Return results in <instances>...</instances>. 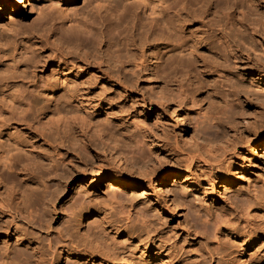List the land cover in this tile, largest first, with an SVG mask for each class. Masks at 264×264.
I'll return each instance as SVG.
<instances>
[{"label":"rangeland","instance_id":"1","mask_svg":"<svg viewBox=\"0 0 264 264\" xmlns=\"http://www.w3.org/2000/svg\"><path fill=\"white\" fill-rule=\"evenodd\" d=\"M16 1L0 0V100H10L15 96L16 90L23 88L31 93L36 108L49 107L52 110L58 106L65 110L83 112L82 104H85L86 99H83L77 85L82 82L88 88L90 106L94 111H102L97 117L111 126L119 125L131 137L132 143H139L143 159L138 168L144 169L148 175L145 181H150L156 192L158 187L154 179L160 165L185 158L187 153L203 146L201 140L193 139L192 124L197 126L201 135L208 137L217 126L227 125L232 119L235 125L233 129H237L239 133L236 135L241 137L247 132L243 121H248L254 113L264 118V26L261 23L264 22V0H255L258 4L256 18L260 24L253 29L247 27L243 33L245 46L238 45L223 50L220 35L215 32L207 41L208 52H195L204 57L208 67H212L205 72L204 77L205 92L208 95L205 97L203 91H192V99L182 101L179 116L187 131L181 135V128L174 125L175 114L171 109L176 108L175 101H169L168 96L156 94L158 90L154 85L157 81L154 80L157 77L150 73L149 68L143 70L135 55L124 57L126 60L121 57L122 71L116 73V76L106 74V67L96 66L90 60L91 65L79 62L73 64L69 60L73 67L70 65L67 78L61 79L60 73L51 74L46 71L49 67L45 70L37 65L42 57L44 60L48 57L49 50L38 52L24 44V36L47 25L60 23L61 30L57 29L59 34H62L63 29L68 35H77L81 31L79 24L85 20H92L98 26L111 21L103 9L108 0H21L19 5ZM58 1L60 2L56 6L59 10L50 3ZM119 55L124 56V51ZM192 57L190 58L193 59ZM118 81L123 83L122 86ZM50 84L54 91L46 97L44 91ZM202 96L205 100H200ZM49 110L44 121V133L54 144L38 141L36 152L40 153L39 161L35 156L32 157L34 151L29 148L26 137L14 130L10 134L1 135L0 144L14 151L12 162L16 163L19 170L25 166L29 171L30 183L28 189L24 190V195L33 192L40 198L27 209L29 218L41 217L53 231L61 223V209L67 208L76 196L85 192L82 187L81 192L76 191L81 174L92 173L97 164L92 167L84 166L83 159L73 156L72 149L64 150L65 137L69 133L90 134L93 131H83L77 126L64 130L61 124H55L56 116ZM234 137L231 134L227 139L232 141ZM249 137L253 138V135L250 134ZM225 141L226 139H216L210 146L216 148ZM156 144L161 146L157 147ZM97 149L93 152V163H109L110 154L100 152L101 148ZM236 152L233 154L229 148H219L213 152L214 157L222 161L221 168L229 167L236 171L237 183L234 185L226 186L218 182L212 170L215 166L208 162L195 163L190 184L183 182L185 172L182 169L178 170L180 173L176 176L170 175L166 188L174 199L176 212H173L169 202L156 208L155 197H141V189L132 191L135 194L130 195L110 186L108 180H100V184L94 183V187L88 191L100 208L97 213L104 216L101 227L106 243L112 250L123 252L129 264H160L153 255L148 257L139 250L138 241L146 235L154 241L159 238L165 246L183 253L190 261L223 264L229 251L226 250V243L214 238L213 220L234 216L240 227L255 224L253 213L248 208L249 203L243 201L248 200L247 195L259 196L264 190V151L249 154L236 149ZM130 173L134 175L133 170ZM13 180L17 181L18 178ZM234 202L241 205V209L236 210ZM99 215L94 216V223H99ZM215 252L220 253V256L215 258ZM210 254L214 260L208 263ZM248 262L264 264L258 249L248 253ZM43 264H57V257L46 258Z\"/></svg>","mask_w":264,"mask_h":264},{"label":"bare ground","instance_id":"2","mask_svg":"<svg viewBox=\"0 0 264 264\" xmlns=\"http://www.w3.org/2000/svg\"><path fill=\"white\" fill-rule=\"evenodd\" d=\"M59 2L50 3L59 10L56 6ZM16 3L21 4V0ZM257 5L255 0H108L103 9L111 21L100 23L98 26L92 20H85L79 24L81 31L77 35H68L63 29L62 34H59L57 29L61 30L60 23L47 25L24 36V44L38 52L49 50L48 57L45 60L42 57V61L37 65L45 70L49 67L46 71L51 74L60 73L61 79L67 78V70L71 65L69 60L73 61V64L79 62L91 65L90 60L96 66L106 67V74L116 76V73L122 71L121 57L126 60L125 58L135 55L143 70L149 68L150 73L157 77L154 87L158 91L155 93L163 97L168 96L169 101H175L176 108L171 109L175 114L174 125L181 128V135L187 131L179 116L182 101H190L192 91H203L205 97L208 95V92H205L204 77L205 72L212 67H208L204 57L196 55L195 52L207 53V41L215 32L220 35L223 50L238 45L245 46L243 33L247 27L253 29L260 24L256 18ZM261 23L264 26V22ZM122 50L124 56L119 55ZM41 78L42 75L39 79ZM117 83L120 86L123 84L121 81ZM77 85L83 99H86L85 104H82L83 112L65 110L58 106L52 110H49V107L36 108L31 93L23 88L16 90L15 96L10 100H0V136L10 134L12 130L25 136L29 148L34 151L32 157L35 156L37 161L41 159L40 153L36 152L38 141L54 144L44 133V121L49 110L56 116L55 120L52 116L50 118L55 124H61L64 130L77 126L83 131H93L90 134L69 133L65 137L64 150L72 149L73 156L82 158L84 166L92 167L97 164L92 173L81 174L76 191H80L82 187L85 192L76 196L67 208L61 209V223L52 231L41 217L29 218L27 209L40 198L33 192L24 195V190L28 189L30 183L29 171L25 166L19 170L16 163L12 162L14 151L0 144V264H43L46 258L52 259L54 256L57 257V264H129L123 252L112 250L106 243L107 239L101 227L104 216L97 213L100 208L88 191L94 187V183L100 184V180H108L110 186L130 195L135 194L132 191L141 189V197H155L156 208L169 202L173 212H176L174 199L166 188L170 175L176 176L180 173L178 170L182 169L185 172L182 176L183 182L189 183L195 163L208 162L215 166L212 170L218 182L231 186L237 183L236 171L229 167L221 168L222 161L214 157L213 152L219 148H229L233 154L236 149L249 154L264 151L263 116H256L254 113L248 121H243L242 124L246 125L244 130L247 132L241 137L236 135L238 131L234 130L232 119L227 125L217 126L208 137L201 135L197 126L192 124L191 135L195 141L201 140L203 146L187 153L185 158L170 160L160 165L154 179L158 187L156 192L150 181H145L147 173L138 168L143 159V150L138 146L139 143H132L131 137L127 136L119 125L111 126L102 122L97 117L102 111H94L89 104L88 88L82 82ZM51 87L53 88V85L50 84L45 89L46 97L54 91ZM262 91L264 92V89ZM262 98L264 99V93ZM200 100L205 99L202 96ZM98 102L101 103L99 99ZM231 134L232 137L235 136L232 138L234 141L227 139ZM250 134L253 138L249 137ZM216 139L226 141L214 148L210 143ZM97 148H101L100 152L110 154L109 163H93V152ZM30 160L29 158L28 161ZM240 169L243 170L242 165ZM132 170L134 175L130 173ZM246 197L248 200L243 203H249L248 208L253 213L255 224L240 227L234 216L213 220L214 238L226 243V250L229 251L223 264H249L248 253L255 249L259 250L264 259V190L259 196ZM233 206L236 210L242 207L237 202H234ZM96 214L99 215V223L93 222L96 220ZM41 231L44 233H40ZM138 245L141 254L145 253L148 257L153 255L160 264H199L185 258L183 253L165 246L159 238L154 241L146 235L138 241ZM219 256L220 253L215 252L214 257ZM213 260V255H208V263Z\"/></svg>","mask_w":264,"mask_h":264}]
</instances>
